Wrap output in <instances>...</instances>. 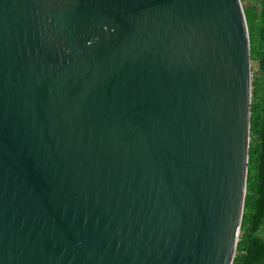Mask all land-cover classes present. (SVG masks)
Segmentation results:
<instances>
[{
	"label": "water",
	"instance_id": "obj_1",
	"mask_svg": "<svg viewBox=\"0 0 264 264\" xmlns=\"http://www.w3.org/2000/svg\"><path fill=\"white\" fill-rule=\"evenodd\" d=\"M252 97L241 0H0V264H234Z\"/></svg>",
	"mask_w": 264,
	"mask_h": 264
},
{
	"label": "trees",
	"instance_id": "obj_2",
	"mask_svg": "<svg viewBox=\"0 0 264 264\" xmlns=\"http://www.w3.org/2000/svg\"><path fill=\"white\" fill-rule=\"evenodd\" d=\"M249 29L253 63L251 146L244 216L234 264H264V238L255 232L264 230V0L250 7L241 0ZM255 74V73H254ZM254 191V211L249 212Z\"/></svg>",
	"mask_w": 264,
	"mask_h": 264
},
{
	"label": "flooded vegetation",
	"instance_id": "obj_3",
	"mask_svg": "<svg viewBox=\"0 0 264 264\" xmlns=\"http://www.w3.org/2000/svg\"><path fill=\"white\" fill-rule=\"evenodd\" d=\"M258 194V192L254 191V193L252 194V198H251V202H250V208H249V212L252 213V211H254V203L256 202V195ZM256 236H260L262 238H264V230H261L260 232H255Z\"/></svg>",
	"mask_w": 264,
	"mask_h": 264
},
{
	"label": "rangeland",
	"instance_id": "obj_4",
	"mask_svg": "<svg viewBox=\"0 0 264 264\" xmlns=\"http://www.w3.org/2000/svg\"><path fill=\"white\" fill-rule=\"evenodd\" d=\"M255 4H257V0H244V5L246 7L247 6L250 7V6L255 5ZM254 73H253V76L256 75V77H257V71L256 70L254 71ZM253 81H254V79H253Z\"/></svg>",
	"mask_w": 264,
	"mask_h": 264
}]
</instances>
